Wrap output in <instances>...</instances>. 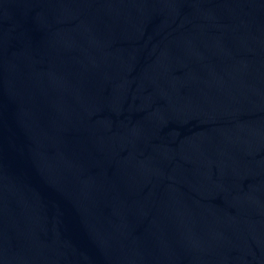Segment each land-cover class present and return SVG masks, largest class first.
Here are the masks:
<instances>
[{
    "label": "water",
    "instance_id": "95a60500",
    "mask_svg": "<svg viewBox=\"0 0 264 264\" xmlns=\"http://www.w3.org/2000/svg\"><path fill=\"white\" fill-rule=\"evenodd\" d=\"M0 264H264V0H0Z\"/></svg>",
    "mask_w": 264,
    "mask_h": 264
}]
</instances>
